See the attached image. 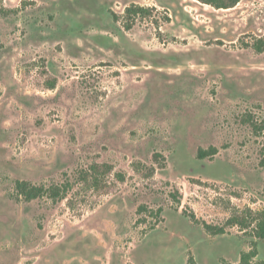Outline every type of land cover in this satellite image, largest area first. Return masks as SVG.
Returning a JSON list of instances; mask_svg holds the SVG:
<instances>
[{
	"label": "rangeland",
	"instance_id": "374dc122",
	"mask_svg": "<svg viewBox=\"0 0 264 264\" xmlns=\"http://www.w3.org/2000/svg\"><path fill=\"white\" fill-rule=\"evenodd\" d=\"M263 35L264 0H0V264H264Z\"/></svg>",
	"mask_w": 264,
	"mask_h": 264
},
{
	"label": "trees",
	"instance_id": "16d2710c",
	"mask_svg": "<svg viewBox=\"0 0 264 264\" xmlns=\"http://www.w3.org/2000/svg\"><path fill=\"white\" fill-rule=\"evenodd\" d=\"M199 1L206 3V4H211L217 8H231V7L236 6L240 0H199ZM146 9L147 8H144L142 6H134V7H128L127 11L131 14L137 15V14L144 12ZM254 46L258 51L264 50V35L256 40ZM263 162H264V159H263ZM19 187L24 193L28 194L29 196L36 194V192L32 188H28V186L25 185L24 183L20 184ZM249 215H251V212H249ZM252 219L256 222L255 227H254L255 237L258 239H264V214H257V216H255ZM228 223L240 224L243 227H248V226H245V218L239 219V218L234 217L228 220ZM205 226L207 229H213L212 226L209 224L205 223ZM216 230L217 229H215L214 231L217 234L224 232L223 228H219L217 231ZM257 254H258L257 244L255 243L253 244V248L250 251L244 252L242 254L239 264H253L252 259H254L257 256ZM193 264H197V263L194 262Z\"/></svg>",
	"mask_w": 264,
	"mask_h": 264
}]
</instances>
